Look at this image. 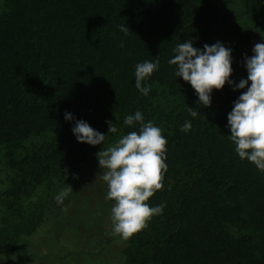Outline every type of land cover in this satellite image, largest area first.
Listing matches in <instances>:
<instances>
[{"label":"trees","instance_id":"obj_1","mask_svg":"<svg viewBox=\"0 0 264 264\" xmlns=\"http://www.w3.org/2000/svg\"><path fill=\"white\" fill-rule=\"evenodd\" d=\"M17 1L11 0L9 6L20 5L16 12L23 16H30L33 7L35 13L31 21L34 22L29 28L16 30L21 32V50L7 51V57H0V71L10 68L7 79L11 80L14 107H23L32 101L31 104L37 107V111H31L32 118L40 123H48L50 127L35 135L26 133L22 136L17 146L19 151L15 154H5L0 149V177L4 174L7 179V187L0 191V252L4 253L25 251L24 241L44 222L46 206L57 196L64 176L86 168L97 160L96 154L102 147L112 144L107 140L97 146L78 142L73 133L77 121L88 123L107 139H116L107 133L109 123L103 128L99 120L93 118L98 75L96 60L91 59L89 53L82 58L80 65H75V57L64 60L63 56L58 58L55 55L58 61H65L59 72L60 77H65L70 70L92 77L90 98L67 113L71 114L72 120H66L65 113L61 111H53L57 109L60 96L53 93L57 85L52 84L53 76L46 69L54 64L44 63V71L42 68L34 71V77L31 76L29 64H39L41 58L46 60L53 51L52 46L56 44L59 32L63 30L67 37L62 47L65 52L75 50L81 41L87 44L88 49L95 44L100 49L102 43L112 35L117 15L113 11H99L98 19L97 15L72 19L69 14L71 7H64L60 1L56 6H53V2L41 4L38 9L34 3L26 6ZM222 6L223 0H175L174 10L160 25L152 28L156 47L167 58V70L151 85L156 84L155 90L166 92V97L169 95L170 99L162 102L160 110L152 105L150 108L166 115L177 131L172 135L179 134L182 141L164 175V182L168 180L172 183L164 184L163 190L148 202L151 206L165 204L163 215L153 217L146 229L128 240L122 264H162L170 239L181 231L187 207H207L210 199L232 197L246 202L243 210L237 207L216 212L223 220L236 218L235 223L245 226L264 241V172L239 158L230 140L227 119L234 103L247 89L236 88L240 81L230 78L233 83L226 84L222 90H213L211 106L204 107L198 104L199 98L191 85L176 76L177 67L169 64V60L174 58V49L180 43L191 41L193 47L201 51L206 44L214 45V26ZM140 13L144 12L138 11ZM259 14L264 17L262 9ZM55 15L56 22L64 20L68 23L51 28ZM80 27L82 31L79 32ZM40 33L46 35L42 38L38 35ZM190 92L194 95L188 100L184 94ZM21 94L26 96L18 101ZM30 94H34L32 99L28 97ZM188 108L198 111L200 115L193 118ZM107 121L114 124V117H108ZM187 121L191 122V130L185 133L180 129ZM29 136L34 137L29 141V146L21 144L27 142ZM234 211L239 213L235 214ZM255 261L264 264V258Z\"/></svg>","mask_w":264,"mask_h":264},{"label":"rangeland","instance_id":"obj_2","mask_svg":"<svg viewBox=\"0 0 264 264\" xmlns=\"http://www.w3.org/2000/svg\"><path fill=\"white\" fill-rule=\"evenodd\" d=\"M57 1L62 2L64 7H71L69 14L72 19L89 17V15H97L96 19H98L99 11H113L117 17L112 35L102 43L100 49L97 48V44L88 49L87 44L81 41L75 50L65 52L62 47L67 37L63 30L59 32L48 58L46 60L41 58L39 64H29L32 77L34 71H40L41 68L44 71V63L54 64L52 68L46 69L53 76L52 84L57 85L53 93L60 96L57 109L53 111L66 114L90 98L92 78L90 75L70 70L65 77L59 76L65 65L64 60L75 57V65H80L82 58L89 53L90 58L96 60L98 75L93 118L99 120L100 125L106 128L108 117L113 116V125L117 126V132L111 135L116 139L106 138V140L114 143L121 135L133 130L138 131L139 124L129 127L124 124V120L128 115L140 111L145 123L153 121L162 129V134L168 141L165 163L169 167L182 140L179 134L172 135L177 131L166 115L163 116L160 111H152L150 108L152 105L153 108L160 110L162 102L170 99L169 95L166 97V92L155 90L156 84L151 85L167 70V58L163 51L156 47L152 38V28L160 25L174 10L175 0H18L17 2L26 6L34 3V7L38 9L41 4L47 2H53V6H56ZM9 3L11 0H0V57H7V51L21 50L22 42L19 41L21 32L16 30L29 28L34 22L31 21L35 13L33 7L30 16H23L16 12L20 5L9 6ZM261 9L264 14V0H223L222 9L214 26L213 39L214 44L220 42L231 50L233 73L230 78L239 81L247 79L245 57L250 58L254 55L253 48L257 43H264V17L259 14ZM141 10L144 13L138 14ZM56 20L55 15L51 20V28L68 23L64 20L60 22ZM121 25L129 29L127 34L120 31ZM80 31L82 27L79 28ZM28 34L30 37V31ZM38 35L43 38L46 33ZM42 43L44 44V41ZM55 55L58 58L63 56L64 60L58 61ZM156 59H159L158 70L144 81V86H150L151 91L146 96L142 95L135 87V66L144 61L155 62ZM8 68L0 71L2 73L0 74V149H3L5 154H15L19 151L17 146L22 136L26 133L35 135L46 131L50 124L40 123L32 118L31 111H37L36 105L31 104L32 101L23 107H14L12 84L11 80L7 79L10 69ZM250 86L251 82L248 84V87ZM184 95L190 100L194 94L190 92ZM23 96L26 95L21 94L17 98L18 101ZM28 97L32 99L34 94ZM32 138L34 137L29 136L27 142L21 144L29 146ZM103 171L97 159L82 170L66 174L58 194L66 186H71L73 192L63 198L62 202H58L55 196L46 206L42 225L24 241L25 251L0 252V264H122L129 239H122L113 232L111 209L114 202L105 200L108 187L101 178ZM170 183L172 182L168 180L166 183L163 181L166 185ZM6 187L7 179L2 174L0 191ZM245 205L244 201L225 197L208 200L207 207L204 208L198 205L187 207L181 231L170 239L162 264H260L255 260L264 258V241L245 226L235 223L236 218L223 220L216 212L233 210L237 207L243 210L242 207Z\"/></svg>","mask_w":264,"mask_h":264},{"label":"clouds","instance_id":"obj_3","mask_svg":"<svg viewBox=\"0 0 264 264\" xmlns=\"http://www.w3.org/2000/svg\"><path fill=\"white\" fill-rule=\"evenodd\" d=\"M120 31L127 34L129 29L121 25ZM174 52L169 64L175 65L176 76L194 89L199 105L210 107L213 90H222L226 84L233 83L230 80L233 73L231 50L220 42L212 46L206 44L201 51L187 41L178 44ZM253 53L250 58L245 57L247 79H241L236 85L238 89L247 90L234 103L227 119L230 140L239 158L264 172V43H257ZM158 67L159 59L135 66V87L142 95L146 96L151 91L150 86H144V81ZM188 111L193 118L199 114L191 108ZM65 118L73 119L67 113ZM108 123L109 133H116L117 127ZM124 124L129 127L139 124V130L121 135L114 143L102 147L96 155L100 168L104 170L101 178L108 187L105 200L114 202L111 209L113 232L127 240L146 229L153 217L163 215L165 204L151 206L148 202L164 188V175L168 170L165 163L168 141L153 121L144 122L140 111L128 115ZM180 130L189 132L191 122H185ZM73 133L78 142L91 146L104 144L107 138L82 120L77 121ZM72 192L71 186H66L55 199L62 202Z\"/></svg>","mask_w":264,"mask_h":264}]
</instances>
